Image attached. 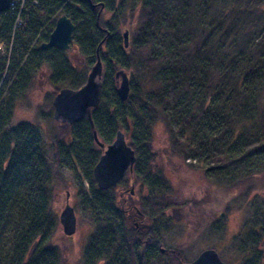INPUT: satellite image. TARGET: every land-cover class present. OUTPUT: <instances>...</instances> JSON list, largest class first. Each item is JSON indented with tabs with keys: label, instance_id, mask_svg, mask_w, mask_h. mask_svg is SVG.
I'll use <instances>...</instances> for the list:
<instances>
[{
	"label": "trees",
	"instance_id": "16d2710c",
	"mask_svg": "<svg viewBox=\"0 0 264 264\" xmlns=\"http://www.w3.org/2000/svg\"><path fill=\"white\" fill-rule=\"evenodd\" d=\"M115 1L16 0L13 9L0 13V41L10 42L11 50L0 59V97L4 89L9 91L0 105V264H63L51 244L58 228L52 186L58 168L72 167L71 160L79 155L73 142L81 145L82 154L95 151L93 165L97 162L101 150L90 120L105 145L117 130L126 133L134 162L131 172L105 190L96 186L92 168L84 173L88 188L79 185L78 196L90 202L95 229L86 261L109 257L110 264H144L141 253L151 249L173 264L189 262L181 251L163 247L158 235L166 225L164 190L169 184L154 170L156 124L164 126L171 155L227 191L247 188L248 196L257 185L255 178L264 175V0H120L119 7ZM121 6L128 8L123 23L134 20L127 29V48L124 30L103 14ZM61 14L75 26L72 40L85 59L83 66L73 64L68 51L53 47L36 48L34 58L26 52L24 41L35 19L47 25L40 44ZM96 50L103 64L99 105L90 120L58 123L65 132L57 128L46 154L35 126L10 122V107L42 66L57 89L79 88ZM119 69L129 78L125 101L116 95L114 74ZM128 181L146 194L139 199L128 195ZM116 187L128 195L126 204H117ZM261 198L252 211L256 223L249 226V243L238 248L245 256L242 264H255L253 254L264 246Z\"/></svg>",
	"mask_w": 264,
	"mask_h": 264
},
{
	"label": "rangeland",
	"instance_id": "374dc122",
	"mask_svg": "<svg viewBox=\"0 0 264 264\" xmlns=\"http://www.w3.org/2000/svg\"><path fill=\"white\" fill-rule=\"evenodd\" d=\"M119 1H115L116 7H119ZM116 10L112 14L104 12V18L113 20L121 31L130 29L134 25V20L131 24L130 21L123 23L126 19H123V15L128 11L127 6H121ZM42 22L39 17L35 19L30 37L24 41L27 54L31 51L33 58L39 55L38 50L35 51L38 48L37 40L46 28L44 26H47ZM9 45L10 42H4L2 37L0 49L3 56L8 57L11 52ZM70 45L68 53L71 61L73 64L83 66L85 59L78 46L73 40ZM47 72V68L42 66L31 75L26 91L20 94L19 98L14 100V106L10 107L9 118L13 125L23 123L35 126L40 135L42 149L49 154L52 136L58 132L61 125H64L58 126L59 122H56V127L52 119L51 100L58 89L48 81ZM8 93L7 89L1 93L0 105L6 103ZM60 131L65 132V128L61 127ZM125 138L128 139L126 133ZM73 145L79 151V155L71 160L72 167L61 165L58 168L52 186L51 207L57 215L58 228L51 238V244L56 247L59 260L63 264H110L109 257L89 258L86 261L84 256L90 237L95 232L91 204L82 201L78 196L79 185L84 189L88 188V182L83 179L84 173L88 171L86 164L88 158L87 156L84 158L86 151L82 154V147L77 141L73 142ZM151 148L155 154L154 170L161 172L169 184V188L164 190L168 205L166 225L159 228L158 234L164 245L162 246L181 251L187 261H191L202 250L212 247L226 264L245 263V256H241L238 248L249 243L247 238L249 226L256 223L252 218V211L260 205L261 197H264V175L255 178L257 185L248 196L245 193L247 188L238 192L227 191L208 180L200 171L190 168L186 162L170 154L167 134L162 124H156L152 128ZM120 188L122 187L115 189L118 205L126 204L125 199L128 195L139 199L146 194V190L142 191L137 183L134 185L130 181L124 188L128 195L126 193L124 196L121 195ZM66 203L73 207L76 215V231L72 236L63 233L58 220V215ZM257 252L258 254H253V263L264 264V246ZM141 256L144 264H173L169 256L163 253L158 255L151 249H144Z\"/></svg>",
	"mask_w": 264,
	"mask_h": 264
},
{
	"label": "water",
	"instance_id": "95a60500",
	"mask_svg": "<svg viewBox=\"0 0 264 264\" xmlns=\"http://www.w3.org/2000/svg\"><path fill=\"white\" fill-rule=\"evenodd\" d=\"M66 1V0H64ZM12 0H0V13L5 12ZM93 7L96 4L92 5ZM103 7V5H102ZM74 24L65 14L57 17L55 25L48 36V41L40 45L42 49L57 47L62 50L70 49ZM124 47H128V30L122 33ZM102 61L96 50V58L91 65L85 82L77 89L63 87L52 99V117L56 122L73 124L84 117L89 120L91 113L99 105L101 99V78ZM116 95L121 101H125L129 94V78L123 69L114 74ZM92 127V135L95 143L101 149V154L93 167V178L98 189L105 190L116 184L124 177L125 171L131 172L134 162L133 150L126 143L124 133L117 130L114 140L110 144H103L97 137ZM58 220L62 231L66 236H72L76 231V215L73 207L68 203L61 209ZM163 252V249H160ZM182 264H226L223 262L217 251L213 248H206L199 252L191 261Z\"/></svg>",
	"mask_w": 264,
	"mask_h": 264
},
{
	"label": "flooded vegetation",
	"instance_id": "af4514ba",
	"mask_svg": "<svg viewBox=\"0 0 264 264\" xmlns=\"http://www.w3.org/2000/svg\"><path fill=\"white\" fill-rule=\"evenodd\" d=\"M48 41V39L46 40V41H43L42 43H44V42H47ZM42 43H40V44H38V48L39 49H41V50H45V49H48V48H45V49H42L41 47H40V45L42 44ZM70 44H71V42H70ZM49 48H52V47H49ZM53 48H57V47H53ZM57 49H59V48H57ZM70 49H71V45H70ZM70 49H67V50H64V51H68V50H70ZM60 50H62V49H60ZM1 57H3V52H2V50L0 49V59H1ZM59 89H61V88H59ZM59 89L57 90V92L59 91ZM56 92V93H57ZM55 93V94H56ZM55 96V95H54ZM53 96V97H54ZM56 122V121H55ZM58 123V122H57ZM77 123V122H76ZM60 124H66V123H60ZM73 124H75V123H73ZM73 124H66L67 126H71V125H73ZM93 136V135H92ZM97 145V144H96ZM98 149L99 150H101L99 147H98ZM86 156H87V162H86V164L88 165V167H87V170H89L90 168H92V174H93V167H94V165H95V163H94V165H93V156H94V153L92 152V151H86L85 152V155H84V158H86ZM81 160V159H80ZM93 166V167H92ZM69 194L67 193V196H68ZM67 204V203H66Z\"/></svg>",
	"mask_w": 264,
	"mask_h": 264
},
{
	"label": "built area",
	"instance_id": "2783aa9c",
	"mask_svg": "<svg viewBox=\"0 0 264 264\" xmlns=\"http://www.w3.org/2000/svg\"><path fill=\"white\" fill-rule=\"evenodd\" d=\"M15 3H16V1H13V2L11 3V9H12L13 7H15Z\"/></svg>",
	"mask_w": 264,
	"mask_h": 264
}]
</instances>
